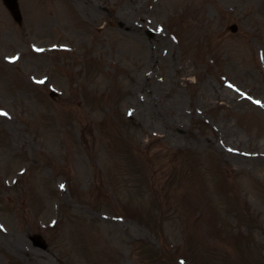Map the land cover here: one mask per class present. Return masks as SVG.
Wrapping results in <instances>:
<instances>
[{
    "label": "rangeland",
    "instance_id": "obj_1",
    "mask_svg": "<svg viewBox=\"0 0 264 264\" xmlns=\"http://www.w3.org/2000/svg\"><path fill=\"white\" fill-rule=\"evenodd\" d=\"M95 1L0 0V264H264V0Z\"/></svg>",
    "mask_w": 264,
    "mask_h": 264
},
{
    "label": "bare ground",
    "instance_id": "obj_2",
    "mask_svg": "<svg viewBox=\"0 0 264 264\" xmlns=\"http://www.w3.org/2000/svg\"><path fill=\"white\" fill-rule=\"evenodd\" d=\"M83 3L84 5V9L85 10H89L87 12L90 13L89 15V19H88V22L90 23H93V24H97L98 22V19H99V16H98V13H99V10H98V5L96 3L95 0H79ZM170 1V0H169ZM167 1V2H169ZM42 16V13H39L37 16L34 17V19L32 20L33 23H35L37 26H40V25H47V24H50L52 22V18L53 16L55 17V15L53 14V12H46V14L44 15V17H41ZM65 23H64V27H68V23L70 24H73V25H76V23L71 19L67 18V20H64ZM63 21V22H64ZM99 34H102V31L104 32V28L103 26H100V29L97 30ZM67 36L69 38H72L74 36V34L72 33H67ZM85 36H87V32L86 31H83L82 33H80L79 37H78V42H81L85 39ZM50 37L53 38V34L50 32ZM101 39V37L99 38V40ZM99 40L96 41V46L100 47L99 44L100 42H98ZM152 78V77H151ZM226 92H228L227 90H225ZM101 158V157H100ZM97 156H94V161L97 162L98 159ZM85 171L86 170H82V174L79 176L80 178L84 177L85 175ZM35 244L34 245H38L37 242H34Z\"/></svg>",
    "mask_w": 264,
    "mask_h": 264
},
{
    "label": "water",
    "instance_id": "obj_3",
    "mask_svg": "<svg viewBox=\"0 0 264 264\" xmlns=\"http://www.w3.org/2000/svg\"><path fill=\"white\" fill-rule=\"evenodd\" d=\"M8 10L11 12L13 18L20 21V13L17 8V0H3ZM233 29H235L233 27Z\"/></svg>",
    "mask_w": 264,
    "mask_h": 264
}]
</instances>
